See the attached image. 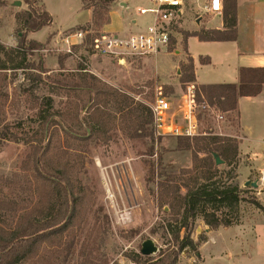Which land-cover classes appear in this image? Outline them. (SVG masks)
I'll return each instance as SVG.
<instances>
[{"label": "rangeland", "instance_id": "374dc122", "mask_svg": "<svg viewBox=\"0 0 264 264\" xmlns=\"http://www.w3.org/2000/svg\"><path fill=\"white\" fill-rule=\"evenodd\" d=\"M44 2L54 21L31 34L35 40L45 43L42 49L27 56L28 61L42 60L49 70L48 76L64 82L80 81L85 77L89 85L96 87L91 97L100 103L91 106L93 100H90L89 110H80L81 94L77 91L47 78L42 82L27 80L29 70H0V231L12 233L32 216L45 220L52 203H58L59 197L53 196L58 186L55 188L54 182L42 177L35 168V152L38 150L41 155L48 148L47 153L42 154V165L65 171L69 177L76 197L73 218L65 231L51 235L37 254L19 264H135L127 255L141 253L148 240L154 242L157 251L144 256L161 260L174 248L178 223L169 206H161L158 201L159 176L176 174L179 177L177 182L184 184V181L197 174H206V171L200 169L197 173L181 174L183 169L192 167L193 153L180 149L177 137L155 136L148 104L153 102L160 84L164 85L173 104L178 103L186 84L181 82V68L183 71L185 68L181 65L180 72L173 69L187 54V49L199 59L205 54H218L219 57L225 48L192 40L186 49L184 39L179 47L181 53L176 54L177 39L173 35L167 50L158 55L127 56L120 63L92 55L88 37L85 43L74 46V54H67L61 46L51 43L57 33L54 28L67 29L82 23L84 12L75 11L74 0ZM5 3H0V41L8 48H14L18 46L22 28L17 17L26 10L15 14L22 5L14 7ZM40 4L33 3V7ZM27 7L30 8L28 4ZM90 9L97 13L95 23L89 22L92 25L84 24L79 29L90 28L95 35L103 30L108 12L101 5ZM201 13L206 18L213 16L203 10ZM143 17L148 18L149 15ZM173 28L183 31L181 23L174 24ZM75 31L62 32L61 37ZM73 42L79 41L74 38ZM7 51L8 59L15 57L10 50ZM90 55L98 57V61L91 62ZM154 70L165 78L170 76V83H163ZM213 73L211 69H199L200 82L211 79ZM125 77L134 79L127 82ZM97 92H100L99 96ZM123 97L129 98L127 104L121 103ZM226 112L223 122H215L212 117L204 115L202 129L207 133L201 136H216L218 134H213L216 132L222 133V138L232 135L239 142L242 132L238 115ZM49 114L53 115L56 124L51 137L44 138L42 120ZM94 119L98 120L96 126ZM69 126L79 133L93 126L96 137L88 143L76 140L66 132ZM262 130L261 125L257 127L256 135ZM136 133L146 136L135 138L133 135ZM200 156L205 155L200 153ZM244 163L248 167L239 152L235 161L216 164L214 180L238 184L245 190L242 203L246 207L258 208L253 203L257 200L262 205L259 209L264 211V185L260 188L252 186L259 180L264 166L248 169L241 181L239 176ZM42 172L46 176L45 171ZM181 192L185 193L186 189L182 188ZM206 226L203 218L198 217L192 231V238L199 243L198 249H185L180 253L177 264H203L198 252L201 253L200 244L208 239ZM218 246L212 242L207 250L215 253ZM214 261L212 259L208 264H216ZM222 264L233 262L226 260Z\"/></svg>", "mask_w": 264, "mask_h": 264}, {"label": "trees", "instance_id": "16d2710c", "mask_svg": "<svg viewBox=\"0 0 264 264\" xmlns=\"http://www.w3.org/2000/svg\"><path fill=\"white\" fill-rule=\"evenodd\" d=\"M88 1L84 4V8H92L101 5L107 13V20L103 25L110 20L109 12L111 6L119 0H83ZM30 6L28 10L23 12L17 18L22 24L19 31L18 46L8 48L0 41V70H29L27 80L42 82L45 78L51 82L65 86L68 89L77 91L81 95L80 110H89L90 100H93L92 105H98L99 100L92 96L95 86L89 85L85 77H81L80 81L64 82L57 78H51L47 74L49 70L44 67L42 60L38 62L29 60L27 56L33 55L37 50L42 49L44 44L28 38L29 32H36L47 25L53 24V17L47 11L44 0H25ZM4 4L5 2H0ZM33 3H41L40 6L33 7ZM97 17L96 11L93 10V19L90 23H95ZM225 29H202L197 32H185V39L189 36H196L200 41H233L237 39V8L236 0H228L224 10ZM88 23L89 25H92ZM85 31L92 30L90 28ZM100 31H97V33ZM89 37V34H88ZM15 55L14 58L8 59V51ZM209 60V59H208ZM185 70L181 68V82H195L194 61L190 56L188 63L181 64ZM239 83H217V84H202L197 86L198 99L205 98L209 103L217 105L223 111L232 112L238 107L239 97L257 96L261 93L264 85V66L262 67H242L239 71ZM47 76V77H46ZM112 93V92H111ZM109 93V95H113ZM100 92L96 95L99 96ZM121 103L127 104L128 97H123ZM50 103L51 98H47ZM150 118L151 112L148 108ZM95 126L98 120L94 119ZM44 123V138L51 137V131L56 124L53 115L49 114L42 120ZM152 122V118H151ZM88 123V122H87ZM90 129L79 133L75 128L69 126L66 132L74 139L88 143L93 140L96 135L95 127L90 126ZM146 134L136 133L133 137H144ZM108 139V138H107ZM179 148L183 150H191L193 153V165L191 168H185L181 174L197 173L202 169L206 174H197L190 180L184 181V184L177 182L176 174H161L158 181V201L161 206L168 205L170 211L175 214L177 227L174 233V248L161 260H153L148 256H144L139 252H133L127 255L135 264H177L178 257L185 249L190 248L192 251H197L198 242L192 238V231L198 217H202L205 224L210 229L219 227H229L239 224L240 222V204L244 201L243 190L238 184L221 183L214 180V172L218 166L214 153H217L226 163L235 161L239 153V142L228 136L222 138L216 136H199L191 138L178 137ZM48 148L42 154L47 153ZM203 153L205 156H200ZM35 168L42 176L52 180L56 191H53V196L56 194L59 197L58 203H52V208L49 216L45 220H40L36 216L27 218L21 225L9 234L0 231V264H19L23 260L31 258L38 253L42 244L58 232L65 231V228L70 224L75 209V194L73 186L70 184L69 177L65 171L57 168H47L42 165V154L39 155L38 150L35 152ZM45 171L46 176H43ZM216 173V172H215ZM161 177H165L161 180ZM189 179V178H188ZM202 180V181H201ZM182 188L186 189L182 193ZM61 196V198H60ZM253 203L262 208V205L257 200ZM228 211V212H227ZM184 231L183 235H181ZM204 240V239H201Z\"/></svg>", "mask_w": 264, "mask_h": 264}, {"label": "crops", "instance_id": "0c3cea01", "mask_svg": "<svg viewBox=\"0 0 264 264\" xmlns=\"http://www.w3.org/2000/svg\"><path fill=\"white\" fill-rule=\"evenodd\" d=\"M3 1H5V4L8 6L12 5L14 7H19L15 5V2L18 0ZM19 1L22 2V7L17 8L15 14L28 10L25 0ZM74 1L77 6L75 7V11L84 12L85 20L67 29L55 26L54 30L57 31V33L51 40L54 46H63L61 43L62 32L82 30L79 29L81 25L88 24L92 21L93 12L91 9L84 8V1ZM222 1L225 10L228 0ZM209 3L210 0H185L184 15L179 22V24L181 23L183 26V31H175L174 34L177 39L176 54L181 53L179 47L181 42L185 39V32H197L202 29H225L224 11L222 15H215L209 18H206L204 14L201 13V10L205 13V5ZM148 5L149 2L147 0H119L115 2L109 12L110 20L103 25L102 31H145L152 23L153 18L149 14H147L149 15L148 18H142V15L138 12V8ZM236 8V40L201 41L203 45H218L219 47L225 48L219 57L218 54L201 55L199 59L196 56L194 57L187 47L190 46L192 40H199V38L196 36H189L185 39L187 54H184L183 59L174 65L173 70L180 72L179 68L181 64L188 62V58L191 56L194 61L195 82L198 85H202L239 83V71L242 67L264 66V0H236ZM49 13L51 14V12ZM32 33L33 32H29L28 38L34 39L31 37ZM40 42L45 43V41ZM90 57L91 62L95 63L98 61V57L96 58L92 55H90ZM148 60L151 61L150 58ZM203 68L211 69L214 73L208 81L200 82L198 71ZM154 71L161 77L163 83H170V76L165 78L161 73L156 70ZM125 78L127 82H131L134 79L133 77ZM232 112L238 115L240 130L242 132L238 145L240 157L246 161L249 167H246L245 163L243 164V168L240 170L241 175L239 176L242 181L248 169L264 166V85L261 93L257 96L239 97L238 107ZM259 120L263 130L262 133L256 135L257 127L260 126L258 124ZM246 181L247 179L243 182L245 183ZM240 213L239 224L229 227H219L217 229H210L209 227L205 229L208 239L200 244L201 253L198 252V256L203 259V264H208L212 259H215L214 262L216 264H222L226 260L233 262V264H264V211L254 206L246 207L241 203ZM212 242H216V245H219L214 251L215 253L207 250Z\"/></svg>", "mask_w": 264, "mask_h": 264}, {"label": "built area", "instance_id": "2783aa9c", "mask_svg": "<svg viewBox=\"0 0 264 264\" xmlns=\"http://www.w3.org/2000/svg\"><path fill=\"white\" fill-rule=\"evenodd\" d=\"M147 1L148 6L138 8L139 14H149L153 18L145 31H100L92 35V30H79L62 37V50L67 54H74V46L85 43L88 34L89 52L92 55L108 57L120 63L124 62L127 56H147L167 50L176 30L173 26L179 24L183 18L185 0ZM223 11L222 0H210V3L205 5V12L213 16L222 15ZM74 38L79 42H73ZM148 107L151 112L152 128L157 138L167 136L194 138L205 135L207 132L202 129L204 115L212 117L215 122H223L227 114L217 105L198 99L196 82L185 84L176 105L166 93L164 85H158L154 100ZM210 130L213 131V128ZM257 182L259 188L264 185V169Z\"/></svg>", "mask_w": 264, "mask_h": 264}, {"label": "water", "instance_id": "95a60500", "mask_svg": "<svg viewBox=\"0 0 264 264\" xmlns=\"http://www.w3.org/2000/svg\"><path fill=\"white\" fill-rule=\"evenodd\" d=\"M21 4H22V2L19 0L15 2V5H17V6H21ZM214 157H215L217 165L224 163V160L217 153H214ZM252 186L258 187V182H253ZM155 251H157V247L155 246L154 242L152 240H148L143 244V248L141 250V253L143 255H150V254L154 253Z\"/></svg>", "mask_w": 264, "mask_h": 264}]
</instances>
